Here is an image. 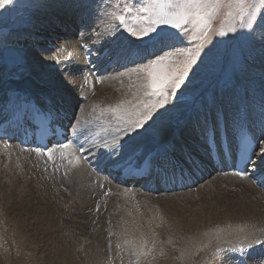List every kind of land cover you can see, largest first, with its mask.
Masks as SVG:
<instances>
[{
  "label": "bare ground",
  "instance_id": "6f19581e",
  "mask_svg": "<svg viewBox=\"0 0 264 264\" xmlns=\"http://www.w3.org/2000/svg\"><path fill=\"white\" fill-rule=\"evenodd\" d=\"M65 1H47L42 9L35 13L33 23L23 31L25 36L23 33L17 34L18 38H21V36H32L35 41L43 38L51 41H48V45L39 44L35 48L38 53L31 49L27 50L28 67L4 74L5 76L0 85V115L7 112L10 107L20 104V102L25 103V101L29 100L30 95L37 96L43 105L53 102L58 107H64L65 111L72 115L73 121L70 129L73 132H79L82 141H85L86 147L92 148L89 154L96 152L95 156L98 157L99 154L108 155L110 152L115 151V156H117L121 150L129 151L123 160H115V156L112 160L115 166H122L128 172L131 171L127 167H130L132 163L145 169L149 166L153 168L155 162L163 164L166 161H173L177 158L174 155L175 153L173 154L175 151L174 147L178 145L183 146V152L190 150V154H195V157L200 159L204 157L206 159L203 139L206 137L205 131H209L210 128L213 129L212 126L208 128V125L216 123L212 119L208 122V125L204 122L202 126L193 129L190 127L191 130L186 131V133L195 135L194 138L193 136L184 137V140L180 141V139L175 137L173 143L168 141L165 146L163 145L164 147L155 149V152L153 151L154 142L148 139L147 136L138 135L134 131L130 133L132 129L127 131L128 133H123L120 137L119 129L122 130L128 124H124L126 123L125 120L119 117H121V114H128L126 108L134 105L132 98L134 93H136V83L133 81L135 69L146 59L178 44V40L174 37H166L163 43L156 40L153 44H139L127 38L122 29L110 20L98 0ZM33 28L43 31L44 34L34 32ZM17 35L13 33L8 35L7 38L12 39ZM81 44L84 46L83 48ZM106 48L115 52L113 61L101 59V55L107 52ZM68 61L72 62L71 68L75 70L76 79L65 75L64 67L70 64ZM114 62L115 66H120V73L110 75V80H102L105 74H102L103 71L105 70L106 72V69L112 67L111 65H114ZM253 62L264 63V52L259 53ZM252 66L256 67L255 65ZM69 72L70 70L66 71V73ZM84 73H89L91 77H85ZM95 73L100 76L94 77ZM95 78L99 79L100 82L93 86L91 82L98 81ZM75 80H81V85H74L77 83ZM262 94L264 93L262 92ZM235 98L236 100L238 99L236 93ZM246 99L248 98L245 97L241 103L243 104ZM216 104H220L219 100L217 103V99ZM113 109H116V111H113ZM252 111L253 109L249 104L238 110L240 114L238 118L233 120L226 119L222 115L221 118H223L224 123L218 121V128L213 129V131H219L223 126L227 131L233 126L245 123L257 128L264 126L263 114L257 112L254 115ZM257 124L260 125L257 126ZM114 125H119L120 128ZM203 127L206 129L203 130ZM114 134L118 136L120 141L116 139ZM262 146L264 147V142ZM192 149L194 152H192ZM196 150H199L198 153L195 152ZM77 158V155L72 154L70 148L56 149L52 159L43 160L20 151L15 145H7L6 148L0 146V170L13 166L20 171L23 168V162L36 165L34 161L37 162L39 160L40 163L46 160H54L59 163L70 162L76 168H82L86 172L89 171L88 168L78 163ZM11 160L18 162L11 164ZM180 160L182 159L180 158ZM261 161L264 163V156ZM258 166H255V168H258ZM204 170L200 172L199 176H196V181L193 185L186 186L184 190L179 191H158L156 197L153 193L144 192L140 188L127 189L123 186H111V190L119 194L115 199L116 202H113L111 198H107L105 210L99 208L97 216L100 215L103 219L108 213H111L110 219L112 218L114 223L113 229L116 232L120 231V235L123 238H129L128 245L135 251L134 262L131 264H177V261L181 260L179 256L174 259L175 257L172 255L170 248L174 247L173 249L177 252L182 249V244L185 245L184 241L189 239L187 244L196 248L188 260L190 264H235L231 253L234 247L227 245L226 242L233 239L241 246L257 242L259 237H255L251 241L248 235L252 231L256 232L255 226H257L258 231L260 224H264V193L248 179L238 178L233 174H221V172L210 171V169L204 168ZM4 175L7 177V185L5 184V186L9 190L13 188L18 192L28 193L26 197L21 199L19 196H9V191L7 193L6 188L3 187L6 192L3 189H1L3 191L0 190V203L8 205V212L14 219L16 229L20 232L19 235H21L23 241L28 240L30 247L34 248L31 251L34 255H31V257H36L38 264H88V261H86L88 258L93 261V257H91L93 254L90 251L92 246L88 247L85 245L87 241L85 239L89 234L87 235L88 230L84 226V219L85 223L87 218H89L88 220L91 219L88 225H92V230L95 232V229L100 227V217H97V221L94 222L92 220L96 217V214H81L76 211L77 206L72 207V204L67 211H72L73 209V212H64L59 217L60 221H54V223L51 219L52 214H50L52 209L45 206V203L42 204V199L41 201L40 199L37 200L38 196L35 199L31 194L29 195L32 189L31 187L25 189L24 179H22L21 174H17L18 176ZM4 175L1 176L0 173V180L1 178L3 179ZM88 176L95 177L94 182H98V179H100L99 176L92 174L90 171ZM19 177L23 180L21 184L19 182L22 180ZM83 178L85 179L84 176ZM105 183L115 184L106 178ZM27 184L28 186L30 185L29 182ZM101 185L103 186V184ZM18 188H21V190H17ZM76 188L74 187V189ZM103 188L107 187L103 186ZM126 192L129 195H126ZM216 193H220L222 198L219 199ZM81 194L85 196L82 191ZM132 194L138 196L140 201L138 206L141 203L144 205L143 201L147 199L148 204L146 207L149 209L150 217L141 221L138 213H136L137 215L135 214L134 218L132 217V219L127 221L121 218L122 216L129 218V215L124 216L128 211L120 210L121 208L117 210L118 206L116 207L115 204H125L128 201L126 197L133 196ZM177 196L181 197L179 201ZM197 196L201 200H196ZM78 198H82V196H76L74 199L77 200ZM152 198L158 201L164 212L162 210L153 215L156 209L154 205L150 206V199ZM112 203H114V206L111 205ZM61 209L59 210L61 211ZM37 216L44 217L40 221L42 231L37 230L35 234L33 231L28 232L27 230H33L32 227L28 226L30 220L32 217ZM53 216L55 215L53 214ZM69 216L70 218L68 219ZM11 217L9 218L11 219ZM105 222L107 223V221ZM45 224L51 227L50 233L46 232L48 227L46 228ZM117 224H119V227ZM223 224L225 225L220 228ZM103 227L105 226L103 225ZM207 230L212 233L211 237L207 236L208 232L207 234L205 233ZM262 230L264 228H260L258 233ZM95 233L97 234V232ZM258 233L257 236L259 235ZM221 234H224L228 240L224 241L220 236ZM43 236H45V239L42 240L43 244H41L43 246L39 247L40 245L35 244L34 246L32 244L33 238L36 237L34 240L38 241ZM91 238L92 236L89 240ZM49 239L54 241L52 248L48 242ZM201 240L202 242L206 241V243L199 249L198 245ZM123 243L120 244L123 245ZM126 244L124 243V245ZM141 248L147 251V255L141 253ZM100 250L98 253L101 252L100 256H103ZM3 253L0 251V264H5L6 254ZM98 253L95 254L97 255Z\"/></svg>",
  "mask_w": 264,
  "mask_h": 264
},
{
  "label": "rangeland",
  "instance_id": "374dc122",
  "mask_svg": "<svg viewBox=\"0 0 264 264\" xmlns=\"http://www.w3.org/2000/svg\"><path fill=\"white\" fill-rule=\"evenodd\" d=\"M47 1L49 0H10V2L4 7H0V85L2 83L3 77L5 76L4 74L16 72L29 66V61L26 57L28 49L38 53L37 49L35 48L38 47L39 44L48 45V41H51L47 38L35 41L32 39V36L24 37L25 35L23 33V31L29 27L31 23H33V17H35V13L42 9ZM65 2L69 1L66 0ZM98 2L99 4L101 3V7L106 12L110 20L122 29V31L125 33V36L139 44H153L156 41L149 40L148 36L144 35L145 31H148L150 36H155L158 32L162 36L174 37L178 40V44L174 45L173 48L164 50L161 53L146 59L144 62H141L142 64L140 63V65H138L139 67L137 66V69H135V78L133 81L136 83V93H134L132 98L134 105L126 108L128 114H121L126 122L124 124H128L129 126L127 125L125 128H122V130L119 129L120 137L123 135V133L132 129L130 133L134 131L138 135L147 136V138L151 139L153 142H166L168 140L173 143L175 137L180 139V141H183L184 137H195L193 134L186 133V131H189L190 127L191 129L198 128L202 126L204 122H206L208 125V122L212 119L216 123L208 125V128L211 126L213 129L218 128V121L220 123L223 121V118H221L222 115L226 119L233 120L234 118H238L240 115L238 110H241L244 105L247 106L249 104L253 109L252 112L254 115L255 113L259 112L264 116V94H262V92L264 93V68H262L264 63L253 62L259 53L262 51L264 52V0H246L247 4L249 5L247 11L252 13L251 23L249 24V18L247 15L244 17L242 22L237 16L233 20V23L235 24V31L229 32L227 35L220 36L218 34L219 31L221 29L227 31L229 26L230 17L228 13L231 11L235 14L236 11L234 6L229 8L227 6V0H225V3L220 5L218 10L213 14L210 22L211 26L208 29V35L203 39H201L199 25L194 23V17H189V22L187 24L182 23L180 28H174L170 24L165 25L160 24L159 22L152 23V20L155 18L153 16L155 9L149 8V4H175L182 2V0H98ZM165 11L168 13H175L181 11V9L167 8ZM200 12L202 15H204L206 10L201 9ZM121 16L124 17L126 21L124 24H121L120 20L118 19V17ZM83 23L80 24L84 25ZM33 29L34 32L38 34H44L43 31H38V29L35 28ZM82 29L84 30V28ZM151 29H155V31H151ZM133 32H135V35H133ZM13 33L16 35L18 33H23L24 36L18 38L17 35L15 38L8 39V35ZM201 44L204 46L197 56L195 64H193L189 70L184 83L174 92L169 90L167 102L164 103L163 106H161L159 103L161 97L146 95V93L151 92V89L148 87V85L150 84L153 76L159 79L164 73L171 74L173 72L182 70L183 64L189 55L194 54L196 49ZM114 57L115 52L110 49H107L106 54L101 55V59H106V61H113ZM153 61H156V64H153ZM68 62L70 64L65 65L64 67L65 75H69V78L73 77L76 79L75 70L71 68L72 62ZM252 65H255L256 67L254 68ZM69 70L70 72L66 73V71L68 72ZM119 70L120 66H115L114 62V65L109 69L107 68L106 72L105 70L103 71L102 74H105L102 80L106 81V79L108 80L110 78V75L114 73H120ZM95 79L98 81H94V83L91 82L93 86H96L100 82L99 79ZM75 81L77 82L74 84L76 86H79L82 83L81 80ZM235 93L238 96L237 100L235 98ZM245 97L248 99H246L242 104L241 102L245 99ZM216 99L217 103L218 100L220 101V104H216ZM146 105L148 106L147 108L145 107ZM149 114L151 118L148 119L142 127L137 128L135 121L142 120L144 116H148ZM209 117L211 118L208 119ZM128 121H131V123ZM114 126L120 128L119 125ZM205 129L206 128L203 127V130ZM114 136L117 140H119L116 134H114ZM261 142L263 144L264 138L260 141L259 148L256 151L255 157L257 159L264 156V147L262 146ZM174 149L175 151L173 154L175 153L174 155L177 157L176 159H180L181 156H184L182 145H178L174 147ZM198 151L199 150H196L195 152L198 153ZM192 152H194L193 149ZM128 153L129 151L121 150L117 156L114 154L115 160H123ZM202 160H205V158L203 157ZM181 161L182 160H180V162ZM16 162L18 161L11 160V164H16ZM34 163H36V165ZM34 163L33 164L35 166L30 163L26 164V162H23V168H21L20 171L15 169L13 166H10L8 169H1V176L4 174H11L14 176L21 174L22 179H24L25 189L29 187L32 189L30 190L31 192L29 195L31 194V196H33L35 199L38 196L39 198L37 200L40 199L41 201L42 199L41 203H45V206H48L52 209H50L52 212H50V214H52L51 219L53 222L60 221L59 217L64 212H73V209L72 211H67L68 207H70L72 204V207L77 206L76 211H79L81 214H96V217H94L95 220H92L94 222L97 221V217H100V227L95 229L97 234L94 232V230H92V225H88L91 219L88 220L89 218H87L86 223L84 219L85 228H87L88 231H91H87V235L89 234V238L92 236L93 239H91L94 240H89L87 237L85 239L87 240L85 245L88 247L95 246L93 248L91 247V249L86 247L87 249H90L93 254V256L90 255L93 257V261H91L90 258H88V260L85 259L88 261V264H131L134 262L135 251L128 245L129 238H123L120 235V231L116 232V230L113 229L114 223L112 218L110 219V216H112L110 215L111 213H108L106 216L108 219L106 217H104L105 219H102L100 215L97 216L99 208L105 210L107 198H111L114 202L119 195L117 192L111 190V186L120 185L112 183L106 184L105 178L102 177L98 179V182H94L95 177L88 176L89 171L86 172L82 168H76L70 162L59 163L54 160H46L45 162L39 163L38 160L37 162L34 161ZM6 178L7 177L5 175L3 176V179L1 178L0 190L5 187L7 193L9 191L11 194H9V196L15 195L19 196L21 199L28 195L27 192H18L13 188L9 190L8 187L5 186V184L7 185ZM26 180L29 182V186ZM21 182H23V180L19 183L21 184ZM101 184L107 188H103ZM74 187L78 188L74 189ZM5 188L3 190L6 192ZM19 189L21 190V188H18L17 190ZM77 189H79V192ZM81 191L85 193V196L81 194ZM34 194L37 195L34 196ZM80 195L82 198H78L77 200L74 199L76 196L79 197ZM126 195L129 194L126 192ZM132 195L133 196L126 197L128 201L125 204H115L116 207L118 206L116 208L117 210L121 208L120 210L123 209V211H128H125L126 215L124 216L129 215V218H125L123 216L121 217V214L120 217L124 218L126 221L132 219L136 213H138L141 221L150 217L149 209L146 207L148 204L147 199L143 201L145 206L142 203L138 206V203L140 202L138 196L136 194ZM154 196L156 197L157 195L154 194ZM216 196L219 199L222 198L220 193H216ZM180 198L181 197H178L177 200L179 201ZM153 199L155 198L150 199V206L152 207L154 205V208L156 209L154 210V215L157 212H161L163 208L160 204H158L157 200ZM195 199L201 200V198L198 196ZM52 200L55 202L53 203ZM111 205L114 206V203ZM59 209H61V211ZM130 210H132L131 214ZM162 212H164V210ZM53 214L55 216H53ZM9 217L11 216L8 212V205L5 203H0V251L4 252L3 254H6L5 264H38L36 261L37 258L34 256L31 257V255H34V253H31L32 249L34 248L30 247L28 240H22L21 235H19L20 232H18L16 229L14 219L12 217L10 219ZM69 218L70 216L68 219ZM43 219V216L32 217L28 226L32 227L33 230L27 231H33L34 234L37 233V230L42 231L40 221ZM104 220L107 221V223ZM103 225L105 227H103ZM224 225L225 224H223L220 228H222ZM117 226L119 227V224H117ZM118 227L116 228L117 230ZM46 228V232L50 233L51 227L46 226ZM260 228H264V224H260L258 231ZM255 229L256 232L252 231L251 234L248 235L249 239L251 240L255 237H259L257 241L260 240L263 242L264 230L258 233L257 226H255ZM208 231L209 230H207L205 233L207 234ZM257 233L259 234L258 236ZM52 236L54 235L52 234ZM207 236L211 237L212 233L208 232ZM220 236L224 241L228 240L224 234H221ZM43 237L38 241L34 240L36 237L33 238L32 244L34 246L35 244L40 245L39 247L43 246L41 244H43L42 240L45 239V236ZM189 240L184 241L185 245L182 244V249H179L177 252L175 249H173L174 247L170 248L172 250V255L175 257L174 259H176V256H179L181 260L177 261V264H190L188 260L191 258L190 256H192L191 254L194 250H196V248L193 246L192 248L187 244ZM207 240L208 239L206 237V241ZM206 241L202 242L201 240L198 248L200 249L202 246H204ZM48 242L52 248L54 241L49 239ZM72 242L74 243V241ZM123 242L127 244L124 245ZM120 243H123L124 246ZM226 243L232 247L239 245L237 244V241H233V239L227 241ZM99 250L102 251L103 256H100L101 252L98 253ZM140 251L143 255H147V251L143 250L142 248ZM95 253H98L97 255L99 256H97ZM100 257L102 258L100 259Z\"/></svg>",
  "mask_w": 264,
  "mask_h": 264
},
{
  "label": "snow or ice",
  "instance_id": "6c2138e0",
  "mask_svg": "<svg viewBox=\"0 0 264 264\" xmlns=\"http://www.w3.org/2000/svg\"><path fill=\"white\" fill-rule=\"evenodd\" d=\"M10 0H0V7H4L8 4ZM225 0H182L179 3H151L149 4V8L155 9L153 12V16L155 17L152 20V23L159 22L160 24L165 25H172L174 28H180L182 23L187 24L189 22V17H194V23L199 25L200 27V35L201 39L207 37L208 29L211 26V19L213 14L218 10L219 6L224 4ZM227 6L229 8L235 7L236 11L235 14L233 12H229L228 15L229 19V26L227 31L221 29L219 31L220 36L227 35L229 32L235 31V24L233 20L238 16L240 21L242 22L244 17L247 15L249 18V24L251 23L252 13L247 11L249 5L247 4L246 0H227ZM167 8H178L181 9L179 12L175 13H168L165 11ZM205 9L206 12L204 15L201 14L200 10ZM195 10V11H193ZM121 24H124L126 21L124 17H118ZM179 21V22H178ZM151 31H155V29H151ZM135 35V32H133ZM144 35L148 36L149 40H158L159 42L163 43L166 39L165 36L160 35L158 32L155 36H150L148 31H145ZM142 38V37H141ZM203 44H201L197 49L196 52L192 55H189L187 60L183 64V68L180 71L173 72L171 74L164 73L157 79L153 76L150 84L148 87L151 89V92L146 93L149 96H158L161 97L159 103L163 106L164 103L167 102V95L169 94V90L175 91L176 89L180 88L181 85L184 83L185 78L188 75L189 70L191 69L192 65L195 64L196 58L199 55L201 49L203 48ZM153 64H156V61H153ZM148 107L147 105L145 106ZM116 111V109H113ZM123 119V116L119 117ZM150 114L148 116H144L142 120H136L135 124L136 127H142L144 123L150 119ZM131 123V121H128ZM66 147V146H65ZM255 155V152L252 151L248 153L246 162L251 163V156Z\"/></svg>",
  "mask_w": 264,
  "mask_h": 264
}]
</instances>
